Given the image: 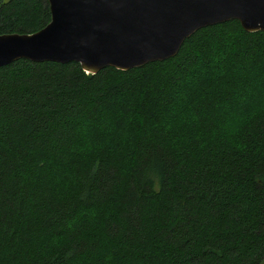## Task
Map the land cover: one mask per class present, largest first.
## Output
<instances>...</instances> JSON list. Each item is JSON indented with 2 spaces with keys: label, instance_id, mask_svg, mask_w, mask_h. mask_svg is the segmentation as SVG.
<instances>
[{
  "label": "trees",
  "instance_id": "trees-1",
  "mask_svg": "<svg viewBox=\"0 0 264 264\" xmlns=\"http://www.w3.org/2000/svg\"><path fill=\"white\" fill-rule=\"evenodd\" d=\"M50 20L0 0V33ZM0 264H264V31L130 70L0 66Z\"/></svg>",
  "mask_w": 264,
  "mask_h": 264
},
{
  "label": "water",
  "instance_id": "water-1",
  "mask_svg": "<svg viewBox=\"0 0 264 264\" xmlns=\"http://www.w3.org/2000/svg\"><path fill=\"white\" fill-rule=\"evenodd\" d=\"M51 20L0 33V66L19 59L77 62L87 73L130 70L175 57L201 28L239 20L264 31V0H48Z\"/></svg>",
  "mask_w": 264,
  "mask_h": 264
}]
</instances>
